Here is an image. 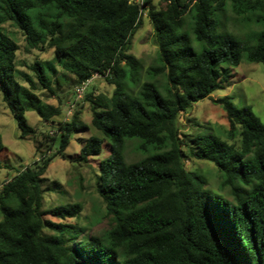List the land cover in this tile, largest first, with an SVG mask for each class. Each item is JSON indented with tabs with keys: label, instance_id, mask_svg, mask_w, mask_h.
I'll return each mask as SVG.
<instances>
[{
	"label": "trees",
	"instance_id": "obj_1",
	"mask_svg": "<svg viewBox=\"0 0 264 264\" xmlns=\"http://www.w3.org/2000/svg\"><path fill=\"white\" fill-rule=\"evenodd\" d=\"M162 1L156 9L152 0H0V93L19 137L41 143L27 122L28 110L46 122L60 113L36 93L38 88L54 92L55 68L35 60L32 74L20 71L18 44L5 23L20 30L28 48L52 47L75 86L94 74L113 85L110 96L85 92L87 86L83 91L91 125L102 137L89 136L76 160L98 155L106 141L108 154L97 164L95 189L114 223L105 237L72 246L58 234L42 232L44 227L82 231L43 217H73L77 204L40 211V177L53 156L66 157L72 133L87 127L74 113L59 122L54 136L42 134L56 145L55 154L17 169L2 185L0 264H264V122L249 105L239 108L225 95L214 101L225 111L229 139L238 128V143L209 132L183 140L177 131L180 112L223 88L222 66L244 59L262 63L264 71V0ZM227 8L239 26L258 29L226 28ZM144 11L157 47L147 74H161L162 84L140 83V62L128 52ZM131 86L138 87L136 93ZM131 139L145 154L127 162L123 149ZM182 146L188 157L217 167L231 199L205 189L204 176L185 168ZM4 149L0 134V152ZM6 165L0 161V168Z\"/></svg>",
	"mask_w": 264,
	"mask_h": 264
},
{
	"label": "rangeland",
	"instance_id": "obj_2",
	"mask_svg": "<svg viewBox=\"0 0 264 264\" xmlns=\"http://www.w3.org/2000/svg\"><path fill=\"white\" fill-rule=\"evenodd\" d=\"M179 1L183 3L186 0ZM152 4L156 9L164 6L162 0H152ZM225 25L234 33H248V31L258 29L257 25L253 27L239 26L234 21V15L229 8L226 10ZM3 26L17 41L16 65L20 71L32 74L29 65L35 60L48 61L55 68V73L52 75L54 92L51 93L48 90L38 88L36 93L42 103L58 107L60 113L46 122L35 111L28 110L26 112L27 122L35 129V137L41 142L38 145L32 138L19 137L16 121L5 106L0 93V134L5 147L0 152V161L7 164L0 168V185L12 178L17 169L31 166L41 155L53 156L56 145H50V141L44 140L42 134L47 133L54 136L59 122L71 120L73 114L76 113L77 118L87 127L72 133L69 143L64 149L66 157L53 156L40 177L42 191L40 211L46 212L62 204H77L79 211L73 217L60 218L50 213H44L43 217L56 224L76 225L81 227L82 231L74 235L66 231L57 232L44 227L42 232L43 234H58L62 243L68 246L92 237L103 238L114 223L111 216L106 214L104 204L97 194L95 186L97 164L100 159L108 154V145L104 141L100 153L90 156L87 161H78L76 157L89 136L102 137V134L91 125L90 102L84 99L85 92L110 96L113 85L107 82L104 77L98 74L93 75L85 92L80 98H77L74 94L75 83L73 81L75 77L59 66L52 47L28 48L20 30L9 23H5ZM156 51L152 26L144 11L128 49V52L140 62L141 68L138 74L140 83L147 80H157L158 84L164 82L161 74L155 78H151L147 74L148 68L155 64ZM220 72L226 78L223 88L214 90L208 97L194 102L186 111L179 113L177 131L183 140L209 132L225 141L238 143V128L234 130L235 138L229 139V124L225 111L222 104L214 101L225 95L230 96L232 102L239 108L249 105L264 122V71L262 63L247 62L243 59L237 66H222ZM131 90L136 93L138 87L131 86ZM138 146L139 142L136 139L125 142L123 155L127 162H134L143 157L145 152ZM181 149L185 168L204 176L206 180L205 189L231 199L229 188L221 186V174L217 167L210 161L188 157L185 146H182Z\"/></svg>",
	"mask_w": 264,
	"mask_h": 264
},
{
	"label": "built area",
	"instance_id": "obj_3",
	"mask_svg": "<svg viewBox=\"0 0 264 264\" xmlns=\"http://www.w3.org/2000/svg\"><path fill=\"white\" fill-rule=\"evenodd\" d=\"M94 75H96V74H94ZM89 81H90V79L83 81L74 87V94L77 98H80L82 96L83 91H84L85 87L87 86V84L89 83ZM2 185L3 184L0 185V191L2 189Z\"/></svg>",
	"mask_w": 264,
	"mask_h": 264
}]
</instances>
